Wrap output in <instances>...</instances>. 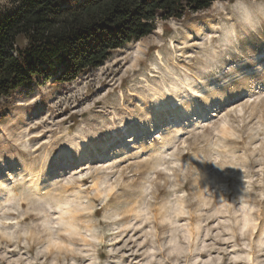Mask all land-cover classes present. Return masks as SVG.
Listing matches in <instances>:
<instances>
[{"label":"rangeland","instance_id":"374dc122","mask_svg":"<svg viewBox=\"0 0 264 264\" xmlns=\"http://www.w3.org/2000/svg\"><path fill=\"white\" fill-rule=\"evenodd\" d=\"M1 181L0 264H264V0L157 21L0 99Z\"/></svg>","mask_w":264,"mask_h":264},{"label":"trees","instance_id":"16d2710c","mask_svg":"<svg viewBox=\"0 0 264 264\" xmlns=\"http://www.w3.org/2000/svg\"><path fill=\"white\" fill-rule=\"evenodd\" d=\"M214 1L12 0L0 16V99L33 84L71 83L151 35L157 21L181 20Z\"/></svg>","mask_w":264,"mask_h":264},{"label":"bare ground","instance_id":"6f19581e","mask_svg":"<svg viewBox=\"0 0 264 264\" xmlns=\"http://www.w3.org/2000/svg\"><path fill=\"white\" fill-rule=\"evenodd\" d=\"M158 56H160V55H158ZM188 82V81H187ZM187 84V83H186ZM185 85V84H184ZM187 85H189V84H187ZM191 85V84H190ZM189 88H190V86H188ZM187 87V88H188ZM194 88V87H193ZM191 89V88H190ZM186 90V89H185ZM189 90V89H188ZM192 90V89H191ZM169 92V91H168ZM180 90L179 89H177L176 87H172V90H171V92H169V93H171V96L173 97V99L174 98H178V94H180ZM183 93V92H182ZM181 93V94H182ZM185 93V92H184ZM197 92L196 91H194V90H192L191 91V93L190 94H187V95H184L183 96V102H188L187 100L188 99H190V98H192L195 94H196ZM176 98V99H177ZM194 98V97H193ZM161 100V99H160ZM165 100V99H164ZM164 100L163 101H160L161 102V104L163 105L162 107H159L158 105H157V109H163V110H165V109H168V104H167V102L165 103L164 102ZM167 100V99H166ZM170 100V99H169ZM179 100V99H178ZM168 101V100H167ZM157 102H159L158 100H157ZM169 102V101H168ZM160 104V103H159ZM186 105V104H185ZM156 106V105H155ZM161 106V105H160ZM183 106V105H182ZM174 107H176V106H174ZM197 107V106H196ZM173 108V107H172ZM193 108V107H192ZM191 108V109H192ZM185 109V108H184ZM184 109L183 108H181L180 109V111H181V114H180V111L179 110H169V112L170 113H172L173 114V116L174 115H176V114H180V116L181 117H184L185 116V111H184ZM197 109V108H196ZM193 110V109H192ZM164 112V111H163ZM165 115H167V113H166V110H165ZM163 113V114H164ZM155 115V114H154ZM153 115V116H154ZM158 115H160V114H158ZM156 116H157V114H156ZM176 120V119H175ZM163 136H166L167 134H165V133H163L162 134ZM177 138V137H176ZM175 139V137L174 138H172L171 140H169L168 141V143L166 144V145H162V146H156L155 148H152L151 149V153H152V155L154 154L155 155V152L157 151V150H159V151H163L169 144H172V142H173V140ZM157 144V143H156ZM127 151V150H126ZM150 151V150H149ZM158 152V151H157ZM164 153V152H163ZM24 173V172H23ZM22 173V174H23ZM21 175V174H20ZM29 175H31L30 173H29ZM26 176V175H25ZM19 177V176H18ZM21 178V177H20ZM22 179V178H21ZM51 182V181H50ZM51 183H46L45 184V186H43V187H39V189L36 191V194L39 196V197H42L43 196V194L45 193V191L46 190H48L49 189V187L51 186L50 185ZM6 185L7 184H5V182H0V187L2 188V187H5L6 188ZM5 188H3V189H5ZM37 188V187H36ZM8 190V189H7ZM5 191H6V189H5ZM4 192V191H3ZM4 193H2L1 191H0V204H1V202H2V200H1V198L2 197H4V195H3ZM12 194V193H11ZM5 195H6V193H5ZM7 196V195H6Z\"/></svg>","mask_w":264,"mask_h":264}]
</instances>
